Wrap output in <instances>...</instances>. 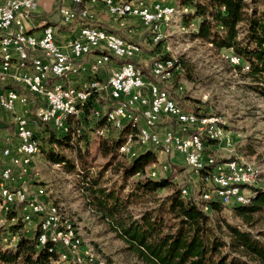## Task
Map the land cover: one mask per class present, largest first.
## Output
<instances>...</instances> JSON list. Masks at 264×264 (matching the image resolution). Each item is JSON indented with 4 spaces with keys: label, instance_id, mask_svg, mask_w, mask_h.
Returning <instances> with one entry per match:
<instances>
[{
    "label": "rangeland",
    "instance_id": "1",
    "mask_svg": "<svg viewBox=\"0 0 264 264\" xmlns=\"http://www.w3.org/2000/svg\"><path fill=\"white\" fill-rule=\"evenodd\" d=\"M155 1H163L177 10L172 18L159 26L156 35H160L161 40L157 45L151 44L153 33L140 20L130 17L117 19L125 25L124 37L117 35L128 42L139 44L142 49L143 57L133 63L139 69L145 68L147 73L143 74L152 80L148 71L150 60L157 56L156 59L172 60L175 66L169 91L173 101L184 111L218 118V126L226 134V141H207L203 153L205 158L212 157L215 162L236 161L242 167L250 168L256 174L255 186L252 188L264 191V97L254 90L256 84L247 77L249 67L231 49L219 47L221 42H211L199 36V28L204 20L219 33V37L224 35L223 28L213 18L216 11L211 8L210 0H147V3ZM244 3L246 16L255 9L259 12L264 10V0H244ZM217 9L223 14V8ZM245 30V24H241L238 41L246 36ZM228 56H234L239 61L230 60ZM28 98L32 106L29 114L34 115L40 103L33 97ZM96 100L93 102L94 108L87 106V111L84 109L82 114L68 122L71 141L69 139L68 145L56 148L65 159V165L59 163L60 168H55V163L47 161L38 153L26 168L16 166L12 172V181L5 185L10 190H25L31 203L39 202L45 207L51 204V209L56 211L58 227L66 221L73 224L79 247L73 252L64 250L70 261L67 263L61 260L60 264H79L72 259L81 257L84 261L87 253L103 264H143L127 242L122 227L127 228L132 221L145 220L152 223L155 231L149 242H153L175 231L177 220L168 211V201L173 190L183 188L186 190L185 197L208 202L210 189L203 182L204 197L201 192V174L190 169L182 155L184 164L173 165L172 155L160 154L153 149L156 158L143 172L125 177L122 169L130 161V155H122L119 150L120 155H102L101 146L104 141L115 139L120 131L108 129L103 136L97 135V131L105 126L103 116L109 102L98 98ZM29 114L27 118L30 120L33 116ZM171 121L162 119L159 125H167ZM50 131L47 127L38 129L34 126V137L39 148L48 149ZM66 132L56 131V135L64 136ZM6 149L11 150L10 147ZM134 150L139 155L150 149L135 144ZM0 165H3L2 160ZM151 173L155 174L154 178ZM168 175L175 178L167 188L152 193L137 188L140 181H158ZM38 190H42L43 194L37 196ZM33 199L36 202L30 201ZM16 204L5 205L0 196L1 251L14 252L21 239L33 242L39 230V222L35 218L38 216L33 212L31 221L24 220L25 205L16 215L8 218L7 215L15 211ZM234 206H224L218 216L204 211L211 219H224L264 244V209L249 215L244 223L235 214ZM56 247L59 252L63 250L58 244ZM225 252L226 249H222L220 256ZM0 264L4 263L0 261ZM14 264L26 263L20 259Z\"/></svg>",
    "mask_w": 264,
    "mask_h": 264
},
{
    "label": "built area",
    "instance_id": "2",
    "mask_svg": "<svg viewBox=\"0 0 264 264\" xmlns=\"http://www.w3.org/2000/svg\"><path fill=\"white\" fill-rule=\"evenodd\" d=\"M39 1L0 0V80L12 85L0 93V111L11 116L19 141L14 152L6 149L2 153L0 196L5 205L29 200L23 189L15 193V199H6L5 184L12 181L15 161H22L23 168H26L32 157L40 153L28 115L15 111L17 104L28 105L29 96L40 103L34 117L49 124L55 131L68 132L69 127L62 126V117L67 108H74L77 116L83 113L88 103L97 101V98L104 99L109 102L103 116L105 126L97 131V135H104L108 129L121 131L122 126L129 124V119H139L142 129H146V136H141L139 146L168 156L180 154L186 165L198 174H201L200 165H217L213 158H205L203 154L207 141H211L215 133H208L207 130L195 133V126L218 119L184 111L178 104L170 106V99H174L169 90L175 66L171 61L156 59L159 56L151 59L148 71L152 80H149L145 75H137V70H132L133 61L142 54L139 44L128 42L115 33L83 24L76 38L65 48L57 44L53 28L36 36L27 31L25 21L36 10ZM84 2L73 0L75 4ZM125 2H132V9H125ZM103 4L107 12L117 19L130 17L140 20L153 33V46L161 40L160 35H156L159 26L171 11H177L163 1L148 4L147 0H143V6H135V0H103ZM58 14L63 25L88 16L85 10L78 14L72 8L63 6L58 8ZM90 57L92 60L84 61ZM117 58L131 59V66H117ZM228 58L239 61L234 56ZM104 71L107 78L102 80V85L93 84V77ZM81 76L86 77V81L80 86L66 84L67 79ZM162 119L174 120L177 128L160 135L156 127ZM220 141H226V138H220ZM122 155H130V159L137 156L131 141L123 148ZM249 169L238 164L230 165L228 169H218L213 174H201V183L210 182L208 202L216 201L222 206L247 203L250 189L255 186L250 184ZM154 176L151 173V177ZM227 184H234V193H227ZM182 193L186 194V190L183 189ZM41 194L42 190L36 193L37 196ZM32 210H40V217H35L39 222V246H43L47 239H55L63 243V248L71 252L77 250L79 244L73 230H67V234H72V242H63L62 236L57 235V222L52 216L51 204L45 207L36 202V208L23 209L25 221L32 220ZM72 260L79 264H95L88 255L84 261L81 257ZM63 262H67V259H63Z\"/></svg>",
    "mask_w": 264,
    "mask_h": 264
},
{
    "label": "trees",
    "instance_id": "3",
    "mask_svg": "<svg viewBox=\"0 0 264 264\" xmlns=\"http://www.w3.org/2000/svg\"><path fill=\"white\" fill-rule=\"evenodd\" d=\"M209 2L211 8L216 11L213 18L223 28L224 35L219 37V33L204 20L199 28V36L211 42H221L219 47L231 49L236 56L243 59L249 67L247 77L256 84L254 90L264 97V10L259 12L255 9L246 16L244 0H210ZM217 8H223V14L218 12ZM241 24L246 26V36L238 41V29ZM141 69L142 73H147L145 68ZM15 89L20 90V88ZM87 106L93 107V102L88 103ZM29 116H33L30 117L33 131L34 126L38 129L47 127L51 130L47 141L48 149L40 147L41 155L49 162L65 165V159L56 151V148L68 145L69 139L71 141V131L69 130L64 136H57L56 131L49 124L37 120L33 114ZM127 131L128 128L124 127L118 137L111 141H104L101 146L102 155H120L118 150L123 144ZM195 133H202V130H195ZM154 158L156 156L151 149L131 158L122 169L123 175L132 177L142 173ZM226 162L217 161L216 163L219 165ZM213 166L216 165L212 164L210 167ZM208 169L209 167L201 170L200 173L206 174ZM174 178L168 175L158 181L146 179L138 182L137 188L143 192L152 193L171 186ZM205 183L210 189V182ZM202 185L205 187L204 183ZM182 190L183 188L173 190L168 201L169 214L177 220L173 233L149 242L155 231L152 223L145 220L132 221L127 228L122 227V233L128 238L127 242L131 248H134L136 257L143 264H264L263 243L224 219L220 220L219 217L211 219L210 215L204 211L218 216L224 206L216 201L198 202L190 196L185 197ZM23 205L24 203L14 205L15 211L10 212L7 215L8 218L16 215ZM263 209L264 191L256 188L250 189L248 205L234 206L235 214L244 223L247 222L249 215ZM38 234L39 230L33 242L21 239L14 252L0 250V261L4 264H14L22 259L26 264H55L59 258L56 241L47 239L43 246H39ZM222 249H226V252L220 256Z\"/></svg>",
    "mask_w": 264,
    "mask_h": 264
},
{
    "label": "crops",
    "instance_id": "4",
    "mask_svg": "<svg viewBox=\"0 0 264 264\" xmlns=\"http://www.w3.org/2000/svg\"><path fill=\"white\" fill-rule=\"evenodd\" d=\"M62 6L72 8L78 14H80L82 11L85 10L87 11L88 16L83 20L77 21L70 25H63L60 21V17L58 14V8ZM77 9H79L80 12L77 11ZM83 24L95 26L107 32L122 35V37H124L123 34H125L124 33L125 25L122 23V21H118L117 18L111 16L107 12V9L103 4V0H93V1L85 0L83 4H75L73 3V0H41L38 2L36 10L30 15V18L25 21V26L27 31L32 34H35L36 36H39L40 33L44 32V30L48 27L53 28L55 32L57 44L63 48H65L68 43H70L71 41L74 40V38H76L79 29ZM142 54L138 56L134 61H139L141 57H143ZM90 60H92V57H90V59H85L84 61L89 62ZM122 61L124 60L117 59V66H119V64ZM106 78H107V72L104 71L101 72L98 76H94L93 82L98 83V85H102V80ZM85 81H86V77L84 76L71 77L66 80V84L70 86H80ZM11 86L12 85L10 84V82L7 81L4 83L0 80V93L10 88ZM31 107H32L31 102L29 100L28 105L26 106L17 104L15 107V111L18 114L27 115L30 113V110L32 109ZM72 118L74 117L67 118L66 120L67 124ZM171 123L163 126H160L158 123L156 127V131L160 135H162L167 130L170 129L175 130L177 128V124L174 123L173 120L171 121ZM133 125L136 127L137 130L142 129V124H139V119H132V121L129 122V124H126L124 126L128 128L127 133L133 130ZM18 145H19V141L15 135L14 125L12 123L11 116L5 112L0 111V160H2V151L4 150L5 147L6 148L10 147L11 151L14 152ZM171 163L173 165H182L184 164L183 157L179 154H174L171 156ZM54 165L55 164H53V166ZM16 166H23V162L15 161V167ZM12 190H10L5 185V193H8ZM204 191H205L204 186L202 185V192L205 197ZM27 208L28 207H24V209Z\"/></svg>",
    "mask_w": 264,
    "mask_h": 264
},
{
    "label": "bare ground",
    "instance_id": "5",
    "mask_svg": "<svg viewBox=\"0 0 264 264\" xmlns=\"http://www.w3.org/2000/svg\"><path fill=\"white\" fill-rule=\"evenodd\" d=\"M135 6H143V0H135ZM125 9H132V2H126L125 3ZM175 13H176V11H171V14L166 19V21H168L170 18H172L175 15ZM49 29H52V28L48 27L44 30V32H48ZM117 59L124 60L119 64V67L131 66V62H129L131 59H129V58H117ZM236 59H238V58H236ZM166 60L171 61L173 63V61L170 59H166ZM233 61L237 62L236 60H233ZM132 70H137V75H144L142 73L141 69H139L133 63H132ZM93 84L98 85V83H96V82H93ZM170 106H177V104L172 99H170ZM75 116H76V114H74V108H67V112H65L63 114V117H62V126L68 127V125L66 123L67 118L68 117H75ZM131 121H132V119H129V122H131ZM218 124H219V119H218V121H209L208 123H198V126H195V130H202V133H203V131H206V130L208 133H215V137L211 138V141L217 142V141H220V138H226V134L218 126ZM123 128H124V126H122L121 130ZM141 136H146V129L137 130L136 127L133 125V130L124 136L123 144L121 145V147L119 149L120 153L122 154L123 148L125 146H127V144H129L130 141H131V146L134 145L135 143L139 145L141 143ZM166 155H168V154H166ZM211 165L212 164L200 165V171L207 169L209 167V169L206 171L207 172L206 174H213V173L218 172V169H228V167L230 165H238V164L236 161H228L226 163L219 164V165H216L213 167H210ZM54 167L60 168V165L55 164ZM249 177H250V184H254L256 182V174L251 169H249ZM19 192H20V188L13 189L12 191L6 193V199H15V193H19ZM227 193H234V184H227ZM20 203H24V205H25L24 207H28L30 209L36 208V204H34L33 202L31 203L28 200H20ZM249 203H250V197H249V201H247V203H245L243 205H248ZM240 206H242V205H240ZM32 212L36 216L40 217V210H32ZM52 216H54L56 218L57 235L62 236L63 242H72V234H67V230L68 229L73 230V235H75V237H76V229L73 226V224L66 221V222H64L63 225H61V227H58V220L56 217V211L54 209H52ZM52 240L56 241L58 246L63 248V243H60L58 240H55V239H52ZM78 244H79V240H78ZM64 250L71 252V250L67 249V248H63V250L60 252L58 251L59 258H58V261L55 262V264H60L61 260L63 261V259H67V255L65 253L66 251L64 252ZM87 255H88V253H87ZM88 256L91 259V261L94 262L95 264H103L101 262H97L93 258V255L90 254ZM69 261L67 260V263H69Z\"/></svg>",
    "mask_w": 264,
    "mask_h": 264
}]
</instances>
